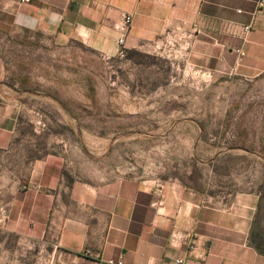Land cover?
Masks as SVG:
<instances>
[{
	"label": "crops",
	"instance_id": "crops-1",
	"mask_svg": "<svg viewBox=\"0 0 264 264\" xmlns=\"http://www.w3.org/2000/svg\"><path fill=\"white\" fill-rule=\"evenodd\" d=\"M15 28L105 49L121 37L132 46L164 38L171 53L170 31L178 30L188 66L213 76L264 74L260 0H0V29ZM16 107L0 92V264H264L251 241L258 193L68 180L58 154L31 158Z\"/></svg>",
	"mask_w": 264,
	"mask_h": 264
},
{
	"label": "rangeland",
	"instance_id": "rangeland-1",
	"mask_svg": "<svg viewBox=\"0 0 264 264\" xmlns=\"http://www.w3.org/2000/svg\"><path fill=\"white\" fill-rule=\"evenodd\" d=\"M103 45L0 29V92L17 106L31 158L58 154L71 181L256 192L264 241V74H204L164 38Z\"/></svg>",
	"mask_w": 264,
	"mask_h": 264
},
{
	"label": "built area",
	"instance_id": "built-area-1",
	"mask_svg": "<svg viewBox=\"0 0 264 264\" xmlns=\"http://www.w3.org/2000/svg\"><path fill=\"white\" fill-rule=\"evenodd\" d=\"M260 5L261 6H263L264 5V0H260ZM130 21H131V16H129V15H127V16H125V18H124V23L122 24V30H123V32L124 33H126V30H127V28H128V24L130 23ZM247 29H249V26H247L246 27ZM170 35L172 36V39H174V42L176 43V44H178V42L183 38V37H179V35H180V32L178 31V30H173V31H170ZM125 43V38L124 37H121V38H119V44H124ZM184 45L185 46H188V44H186V43H184ZM180 46V45H179ZM183 47H179V49L181 50ZM184 49V48H183ZM239 52H240V50H239ZM0 222H1V219H0ZM176 239V235H172V240H175ZM194 246H195V244H194V242H191V244H190V247H191V249H193L194 248ZM178 262L179 263H183V260H178ZM107 263L108 264H125L124 263V261H123V259L122 258H120V259H118V260H108L107 261Z\"/></svg>",
	"mask_w": 264,
	"mask_h": 264
},
{
	"label": "trees",
	"instance_id": "trees-1",
	"mask_svg": "<svg viewBox=\"0 0 264 264\" xmlns=\"http://www.w3.org/2000/svg\"><path fill=\"white\" fill-rule=\"evenodd\" d=\"M260 206V204H259ZM256 222V221H255ZM251 241L253 243V245L262 253H264V241L261 237V234H259L256 230H255V226H254V230L252 232V236H251Z\"/></svg>",
	"mask_w": 264,
	"mask_h": 264
}]
</instances>
